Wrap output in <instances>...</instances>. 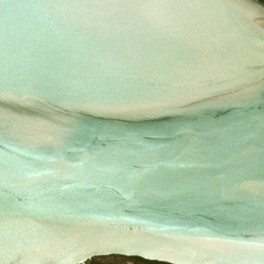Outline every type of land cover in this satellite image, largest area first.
<instances>
[{"label":"water","instance_id":"obj_1","mask_svg":"<svg viewBox=\"0 0 264 264\" xmlns=\"http://www.w3.org/2000/svg\"><path fill=\"white\" fill-rule=\"evenodd\" d=\"M264 264V2L0 0V264Z\"/></svg>","mask_w":264,"mask_h":264},{"label":"flooded vegetation","instance_id":"obj_2","mask_svg":"<svg viewBox=\"0 0 264 264\" xmlns=\"http://www.w3.org/2000/svg\"><path fill=\"white\" fill-rule=\"evenodd\" d=\"M264 2V0H261ZM78 264H174L168 261L137 255L104 254L95 255Z\"/></svg>","mask_w":264,"mask_h":264}]
</instances>
